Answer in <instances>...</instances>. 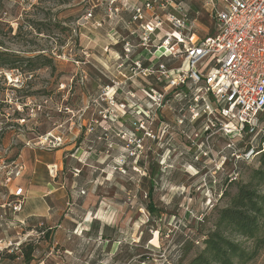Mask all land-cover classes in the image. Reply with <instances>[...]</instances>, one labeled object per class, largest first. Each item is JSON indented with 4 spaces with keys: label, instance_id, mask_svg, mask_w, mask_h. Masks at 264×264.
Segmentation results:
<instances>
[{
    "label": "rangeland",
    "instance_id": "rangeland-1",
    "mask_svg": "<svg viewBox=\"0 0 264 264\" xmlns=\"http://www.w3.org/2000/svg\"><path fill=\"white\" fill-rule=\"evenodd\" d=\"M201 1L189 3L200 38L212 29ZM127 13L122 0H0V209L15 217L42 211L43 204L27 202L37 182L46 184L39 195L51 193L45 218L0 220V232L10 237L6 249L0 245L3 264H26L28 245L35 248L28 264H177L181 241L200 242L213 230L226 203L217 197V184L229 174L221 162L232 149L218 136L209 141L214 156L183 148L191 126H181V133L168 109L162 115L170 134L159 140L137 131L142 123L134 111H126L124 123V92L152 83L134 77L124 88ZM134 57H140L136 51ZM52 137L61 138L54 149ZM253 168L256 157L232 177L245 182ZM150 173L154 202L166 213L149 222ZM15 198L22 200L16 213L6 207ZM104 226L102 237L96 229ZM247 264H264V248Z\"/></svg>",
    "mask_w": 264,
    "mask_h": 264
},
{
    "label": "built area",
    "instance_id": "built-area-1",
    "mask_svg": "<svg viewBox=\"0 0 264 264\" xmlns=\"http://www.w3.org/2000/svg\"><path fill=\"white\" fill-rule=\"evenodd\" d=\"M189 3L192 0H122L129 14L124 20V88L134 77L152 80L136 93L126 89L124 114L134 111L142 123L137 131L159 140L161 134H170L162 112L172 110L180 131L185 124L191 126L183 138L193 151L214 156L209 141L218 136L232 149L230 158L250 161L257 155L264 112V0H202L212 29L201 38L196 34L198 13ZM60 143V137L49 142L53 149ZM236 143L248 149L236 151ZM230 158H222V167ZM21 203L15 198L6 207L16 213Z\"/></svg>",
    "mask_w": 264,
    "mask_h": 264
},
{
    "label": "trees",
    "instance_id": "trees-1",
    "mask_svg": "<svg viewBox=\"0 0 264 264\" xmlns=\"http://www.w3.org/2000/svg\"><path fill=\"white\" fill-rule=\"evenodd\" d=\"M129 116L124 115V123ZM120 119L123 121V118ZM198 123L196 122L195 125ZM259 123L262 131L257 138L258 148L255 156L257 168L251 169L248 179L242 182L233 178L232 175L237 170L238 165H247L249 161H240L234 158L224 161L223 166L229 170V174L217 184L219 189L217 197L219 199L225 198L226 203L216 212L213 230L202 237L200 242L185 239L179 243L180 255L177 264H247L264 248V112L259 118ZM131 128L135 129L133 122ZM184 147L188 148L186 142H184ZM246 149L248 147L243 143L236 145V151L245 152ZM142 164L139 162L140 166ZM217 173L219 176V172ZM152 175L149 174L150 180L147 181L145 187L146 199H148L145 208L150 215L149 222L154 221V217H160L161 214L166 213L158 208L154 202L155 181L153 178L151 179ZM228 188H233L234 194H230ZM189 216L190 212H186L185 217ZM195 221L203 223V217L200 219L197 217ZM97 228L96 233H100L104 237L108 228L106 226L101 229ZM90 232L89 230L85 233ZM233 238L250 242V246L247 247L244 243ZM199 243L197 252L187 262H182L186 259L188 252L195 248V244L198 245ZM34 250L33 245H28L23 249L22 256L26 264L32 261ZM9 257L13 259L17 256ZM144 259L145 257L141 256L139 261L143 262ZM2 263H4V259L0 252V264ZM164 264L169 263L166 261Z\"/></svg>",
    "mask_w": 264,
    "mask_h": 264
},
{
    "label": "crops",
    "instance_id": "crops-1",
    "mask_svg": "<svg viewBox=\"0 0 264 264\" xmlns=\"http://www.w3.org/2000/svg\"><path fill=\"white\" fill-rule=\"evenodd\" d=\"M65 150H66V148L65 149H59V150L56 151V153H59V152L62 153ZM30 188L35 192V194H33L31 196V198L29 197V200L27 199V202L29 201V203H30V200H31V202L32 201H38V204H40V205L43 204V206H44L43 210L42 211L35 210V212H33V210L30 211V212L24 211L23 214H18V216L15 217L10 212H8L7 209L1 208L0 209V220H1V222H6L7 224L13 225L16 222L18 223V222H23L24 221V223H25V222L30 221L31 218H35V217L36 218L37 217L45 218V216L48 215V212L50 211V206L47 205V201L46 200L48 199V196L51 195V193L50 192L49 193L46 192L43 195L42 194L39 195L40 193L45 191L46 184L37 182L36 186L34 185V186H31ZM3 216H5V219L3 218ZM6 217H8V218H6ZM11 218H14L13 219L14 221L10 222L9 220ZM9 238H10L9 236L7 237V236H5V234L0 232V245L2 247H4L3 243L6 244V242L9 240ZM6 248H7V246L4 247V249H6Z\"/></svg>",
    "mask_w": 264,
    "mask_h": 264
}]
</instances>
